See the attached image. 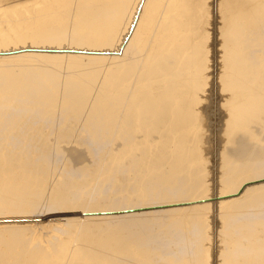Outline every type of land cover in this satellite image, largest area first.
Returning <instances> with one entry per match:
<instances>
[{"label":"bare ground","instance_id":"obj_1","mask_svg":"<svg viewBox=\"0 0 264 264\" xmlns=\"http://www.w3.org/2000/svg\"><path fill=\"white\" fill-rule=\"evenodd\" d=\"M0 222V264H264V0H0Z\"/></svg>","mask_w":264,"mask_h":264},{"label":"rangeland","instance_id":"obj_2","mask_svg":"<svg viewBox=\"0 0 264 264\" xmlns=\"http://www.w3.org/2000/svg\"><path fill=\"white\" fill-rule=\"evenodd\" d=\"M217 35V33H216ZM219 36V35H217ZM211 41V40H210ZM220 47V43H218V45H216V48ZM219 60V66L221 63V58L218 59ZM211 68H212V63H211ZM221 67H218L217 69V75L220 74L221 72ZM214 88V87H213ZM215 93L213 94V96L215 97V100L213 102H210V107H209V113H210V125L207 126L208 128V137H210L209 143H207V148L208 146H210L211 149V155L212 158H219V154L221 153V151L223 150V146L225 145V123L227 121V116L225 115L223 109H222V103H223V97L220 94V89H219V77L217 78L216 76V81H215V89H214ZM9 217H13V216H9ZM19 218H16L18 221H24V218H28L30 219L31 222L33 221H38L39 219H33L29 216H26L24 218H22V216H17ZM21 217V218H20ZM23 219V220H22ZM33 219V220H32ZM30 221H24V223H28ZM35 221V222H36ZM1 223V222H0Z\"/></svg>","mask_w":264,"mask_h":264}]
</instances>
